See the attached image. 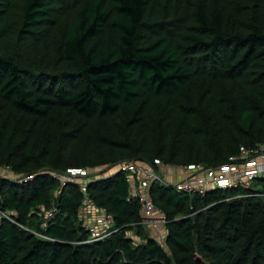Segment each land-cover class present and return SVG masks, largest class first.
<instances>
[{
    "label": "trees",
    "instance_id": "trees-1",
    "mask_svg": "<svg viewBox=\"0 0 264 264\" xmlns=\"http://www.w3.org/2000/svg\"><path fill=\"white\" fill-rule=\"evenodd\" d=\"M259 144L264 0H0V264H264V177L205 195L154 184L163 245L127 174L88 184L118 229L91 244L78 183L54 176L217 168Z\"/></svg>",
    "mask_w": 264,
    "mask_h": 264
},
{
    "label": "built area",
    "instance_id": "built-area-1",
    "mask_svg": "<svg viewBox=\"0 0 264 264\" xmlns=\"http://www.w3.org/2000/svg\"><path fill=\"white\" fill-rule=\"evenodd\" d=\"M232 163L217 168H205L199 165H189L174 167L166 165V169H175L179 177L175 182L164 180L162 175L153 166L140 162H123L115 167L69 169L65 174L54 173L61 184L67 182L78 183L80 192L83 193L82 206L79 210V218L83 226L89 233V238L84 243H95L110 238L118 232L115 227L114 216L104 208L96 206L87 194V187L90 182L111 174L113 169H117L129 176L128 180L135 182L138 180V187L132 192L131 197L139 199L140 209L144 217V224L149 233L165 245V225L166 215L158 210L151 196V188L154 184H166L173 186L178 192L185 194L205 195L213 189H231L238 186L250 188L253 180L257 177H264V144H259L255 148H242L241 155L233 158ZM155 165L159 168L163 164L156 160ZM179 169V170H178ZM34 176L26 177V180L33 179ZM130 183V181H129ZM131 186V183H130ZM93 207L95 211L90 207ZM52 213L46 214V218H51ZM90 216H92L90 218ZM3 215L0 213V220ZM46 224H43L45 227ZM42 239L47 237L37 234Z\"/></svg>",
    "mask_w": 264,
    "mask_h": 264
},
{
    "label": "rangeland",
    "instance_id": "rangeland-1",
    "mask_svg": "<svg viewBox=\"0 0 264 264\" xmlns=\"http://www.w3.org/2000/svg\"><path fill=\"white\" fill-rule=\"evenodd\" d=\"M166 165H163L162 167H165ZM99 169H102V168H104V167H98ZM166 168V167H165ZM165 168H162V169H164V172H163V170L162 171H160V173H162V175H163V177H165V179L164 180H167V181H169V182H175L177 179H175L174 181L173 180H170V178H172V176H176L177 177V172L174 170V169H172L171 168V170H173V172L171 173V172H167L166 170H165ZM179 170V169H178ZM176 172V173H175ZM0 176H3V177H11V178H13V176H12V174H10V172H8L7 170H0ZM167 177V178H166ZM136 239V241L138 242L139 241V239H137V238H135Z\"/></svg>",
    "mask_w": 264,
    "mask_h": 264
},
{
    "label": "crops",
    "instance_id": "crops-1",
    "mask_svg": "<svg viewBox=\"0 0 264 264\" xmlns=\"http://www.w3.org/2000/svg\"><path fill=\"white\" fill-rule=\"evenodd\" d=\"M163 170V172H164V169H162V168H159V172L160 171H162ZM165 170L167 171V172H173V170H171V169H166L165 168ZM175 170V169H174ZM176 171V170H175ZM115 172H118V170L117 169H113L112 171H111V174H113V173H115ZM176 173V172H175ZM161 175H162V173H160ZM107 175H110V174H107ZM106 176V175H105ZM162 177H163V175H162ZM128 178H129V176H128ZM164 179H165V177H163ZM167 178V177H166ZM175 179H179V177H178V175H177V177L176 176H172V178H170V180H175ZM129 181H130V183H131V187H132V192H134V189L135 188H137L138 187V180L136 179V181L135 182H133V181H131L130 179H129ZM91 208L93 209L92 211H95V209L91 206L90 207V211H91ZM92 216H90V218H91ZM138 239V238H137Z\"/></svg>",
    "mask_w": 264,
    "mask_h": 264
}]
</instances>
